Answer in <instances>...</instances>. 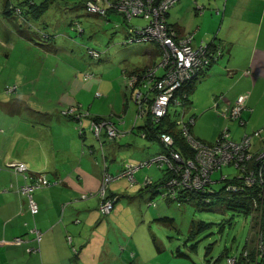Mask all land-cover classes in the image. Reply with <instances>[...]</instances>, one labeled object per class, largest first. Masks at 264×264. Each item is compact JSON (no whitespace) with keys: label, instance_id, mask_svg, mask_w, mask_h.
I'll return each instance as SVG.
<instances>
[{"label":"crops","instance_id":"crops-1","mask_svg":"<svg viewBox=\"0 0 264 264\" xmlns=\"http://www.w3.org/2000/svg\"><path fill=\"white\" fill-rule=\"evenodd\" d=\"M220 1L181 0L167 15V22L178 33L193 35L194 44L200 41L210 43L213 39L219 41L220 37L223 43H219L225 48L217 62L195 81L188 96L190 111H187V115L200 116L193 125L194 136L208 144L214 143L220 133L222 117L218 111L231 106L241 93L249 94L248 110L242 113V118L248 123L246 127H241L237 121L230 122L238 131L236 141L240 140L242 134H252L259 129H262L264 137V0H241L242 7H239V2H232L231 8L228 0L227 4L223 3L219 8ZM227 7L229 11L233 8L234 15L238 9L240 17L238 20L228 18L223 25ZM51 12L47 8L36 21H31L30 30L24 31L20 26L11 25L0 27L1 41L13 43L10 51L0 52V165L15 159L25 163L30 172L46 173L49 177L62 180L58 186L34 192L38 213L33 220L26 205L21 207L17 192L9 189V183L15 181L13 173L2 171L0 264H108L119 258L122 263L124 257L118 255L120 249L116 244L108 251H96L101 244L93 240L95 236L101 239L108 237V233H115L118 225L122 224L120 208L125 203L117 207L114 205L111 212L104 216L99 210L100 201L97 197L80 200V196L95 194L99 190L103 172L102 152L109 163L110 174H116L122 167L123 164L115 165L114 154L120 147L134 146L137 141L133 133L135 129L132 130L128 124L113 121L110 117L113 114H107L110 96L93 97L96 91L108 92L104 91L105 82L99 81L100 77L93 76L91 79L95 80L94 89L83 87L76 70L77 67L80 69L79 61L82 59L71 49L74 41L66 26L49 23L43 18L44 15H51ZM108 16L105 21H109ZM219 19L223 27H217ZM135 22L137 25L140 23ZM46 23L49 24L45 30ZM233 23L236 28H233ZM118 26L126 38V29L122 25ZM213 32L212 40H205V34ZM49 33L55 34V39L50 40ZM152 50V45L145 49L146 63L143 67L156 60L153 57L157 49L155 47V51ZM30 51L36 52L32 53L33 58L30 57ZM41 51L46 52L43 60L39 56ZM12 55L15 58L14 66L5 73L7 65L2 64L1 59L3 56L10 59ZM23 60H27V63L22 64ZM143 67L129 68L126 64L122 67V83L126 90L123 76ZM245 70L250 75H242ZM9 84L17 85L14 92H6ZM221 94L218 109L212 111V98ZM75 105H81L83 110L89 109L90 119L109 118L126 135L118 144L105 141L102 148L92 136L86 135L85 129L84 135L80 136L73 120L60 114L65 107ZM209 111L214 115L205 114ZM82 126H87L86 120ZM139 127L136 126L137 132ZM144 142L145 148L154 146L152 142ZM262 144L264 140L253 136L250 151H258ZM98 151L101 153L100 158L96 157ZM145 176L154 181L160 178L145 173L138 175L137 180L141 181ZM122 186L126 187L123 180L116 185L111 183L108 194L120 198L122 192L119 193L118 188ZM123 192L126 193V190ZM20 208L23 209L22 213H19ZM32 227L42 232L43 238L39 244L34 233L30 232ZM69 235L78 249L76 255L66 240ZM16 237L22 240L15 242L13 239ZM36 248L39 251L33 252ZM134 260L144 264L139 253L134 255Z\"/></svg>","mask_w":264,"mask_h":264},{"label":"built area","instance_id":"built-area-1","mask_svg":"<svg viewBox=\"0 0 264 264\" xmlns=\"http://www.w3.org/2000/svg\"><path fill=\"white\" fill-rule=\"evenodd\" d=\"M180 0H86L82 7L85 12L91 15L104 17L108 11H114L123 16L126 25V42L153 43L160 52L159 60L144 68L139 73L125 76V84L131 91V98L136 106L135 120L149 117L152 124H159L167 116L170 108L179 109L176 111L174 125L179 130L180 136L193 152L190 158H183L176 151L175 141L171 134L166 132L158 134L162 151L152 156L151 159L124 163L122 168L114 175L107 171L106 163H103V172L100 180L99 190L93 194H82L80 200L96 196L99 199V210L101 214H108L117 196L108 197L107 187L110 183L126 178L130 186H135L139 181L135 174L145 168L157 167L166 168L170 174L169 179L164 183H155L151 177L145 176L141 186L153 188L161 195L162 199H170L178 205L185 197V192L190 191L195 195H204L211 192L210 185L216 182H225L223 187L224 199L230 201L235 199L246 203V211L250 215V233L254 238H247V246L240 254V262L243 264H264V144L256 152H251V138L261 137L262 129L255 130L252 134H243L239 141H234L225 128L220 133L214 144H205L193 137L191 127L195 118L190 116L185 120L187 110L186 87L195 79L199 78L209 67H211L223 54L220 43L213 39L207 43L200 41L194 44L193 35L189 33H178L177 29L167 22L168 11ZM132 19L142 21V25L130 24ZM73 29H78V24L73 23ZM90 58L96 60L99 53L93 49H87ZM244 71L243 75H248ZM92 74L83 73V80H89ZM16 87H6L7 92L15 91ZM248 94L243 93L237 96L231 106L223 111H218L225 121H237L238 125L245 127L247 121L241 116L247 110ZM222 95L212 98V109H218V102ZM79 107H66L62 110L64 116H71L81 125V118L87 116V112H78ZM89 129L93 136L102 145L104 139L114 141L120 139L124 133L109 120L91 121ZM81 128H79L80 133ZM145 134H141L144 138ZM232 167L235 173L232 178L223 175L219 180L212 181L211 176L225 167ZM3 170L10 171L15 181L9 184L14 187L20 197L26 200L31 214L38 211L37 204L32 194L35 190L57 184L61 181L49 179L45 173L28 172L25 163L18 160L6 161L0 165V174ZM213 191V190H212ZM239 199V201H238ZM187 199L185 198V201ZM208 202V201H206ZM152 208L156 207L153 202L149 203ZM77 223V221H76ZM35 239L39 242L42 233L32 228ZM20 242L21 239H14ZM72 245V238H67ZM248 244L250 246H248ZM72 252L77 254L75 246L71 247ZM39 249H33L37 252ZM133 254H131L132 256ZM228 264H238L237 257H228Z\"/></svg>","mask_w":264,"mask_h":264},{"label":"rangeland","instance_id":"rangeland-1","mask_svg":"<svg viewBox=\"0 0 264 264\" xmlns=\"http://www.w3.org/2000/svg\"><path fill=\"white\" fill-rule=\"evenodd\" d=\"M8 1L11 8L22 9L23 14H25L24 7H27V11L29 10L28 5L19 3L21 0ZM30 1L36 4L35 7L42 8V12L43 9L45 10L46 8L53 11L51 12V15H44L43 18L47 19V22L63 24L66 26L71 35V39L74 41V43L72 42L71 44V49L82 59V61H79L80 69L78 67L76 68L78 71L77 75L81 79L79 81L83 83V87H91L94 89L95 80L89 81V79L86 80L88 82L83 81V73L88 72L93 76L100 77L99 81L105 82L103 86L104 91H108L110 95H108V92L99 91V93L96 91L93 97L100 98L101 96H110L108 100L109 113L107 114H113L110 116L113 121L123 122L128 124L131 128L136 115V106L130 98V91L126 90L122 83V67H124L125 64L129 68L143 67L146 63L145 49L152 44L141 42H135L133 44L127 43L124 34L117 28L119 27L117 25L118 23L122 24V18L120 15L110 14L108 16L110 17L108 18L109 21H105V18L101 16L88 15L82 7L81 2L83 0ZM5 2L6 0H0V27L11 25L17 27L20 26L24 31L30 30L27 23H24L18 17L19 15L13 10L11 11V15L5 13ZM232 2H239V7H242L243 5L241 0H228V6H230V8ZM223 3L227 4V0H221L219 8L222 7ZM28 15V21H36L35 19L31 20L33 17L32 15H34L33 13H28ZM231 17L234 20H238L240 17V11L237 9L234 15L233 8L229 11V8L227 7L223 25L227 19ZM135 21L140 20L133 19L132 23H136ZM218 21L219 23L217 27H223V25L220 24V19ZM71 22L78 23L83 30L82 34L72 31L74 29L69 27ZM2 23H5V25H2ZM49 23L44 25L45 30L47 28L45 26H48ZM142 24L143 23L140 21L139 25ZM233 28H236L234 23ZM236 30L238 31V28ZM200 35H202V33H200ZM213 35L214 32L205 34L204 38L205 40L210 41L212 40L211 38L214 37ZM49 36H51L50 40L55 39L53 38L55 34L49 33ZM198 38H200V36H198ZM218 39L223 43L220 37ZM8 43L10 42H5V46L0 44V52H2V50H11L13 43ZM152 47L154 49L152 51L154 52L155 46L152 45ZM222 48L224 52V46H222ZM87 49L97 51L99 53V58L96 60L90 58L86 54ZM158 52L159 50H156V56L153 57L156 58L157 61L160 57ZM29 53H31L30 57L33 58L32 53L36 52L30 51ZM45 55V51L39 53L42 60L46 57ZM14 59L13 55L10 59H6L4 56L3 59H1V63L7 65V68L4 71L5 73L8 72L9 68L14 66ZM23 63H27V60H23L22 64ZM10 85L17 87L15 84H9V86ZM113 106L114 109H112ZM87 107L88 105H86V108ZM81 108V113H90L87 111L89 109L83 110ZM171 111H174L172 107ZM187 111H190V107L186 110V116H188ZM205 114L214 115L211 111ZM89 115L90 114H87L88 117L83 116L80 120L81 124L86 120V127L82 125L79 126V122L73 121L75 124V130L78 133L79 128H84L86 135L92 136L97 144H99L98 140L89 132V123L91 121ZM195 117L197 122L200 116L196 115ZM222 119V123L220 122V131L227 125L229 132L234 135V139H238V131L235 130L236 126L230 123L231 121L227 122ZM145 120L146 117L139 119L137 125L143 127V125H145ZM209 123L213 124L212 121ZM194 131L195 126L191 127V133L193 135H195ZM133 133L136 135V143L132 148L120 147L116 150L114 154L115 165L127 162L136 164L140 161L151 159L152 156L162 151V146L159 142L154 143V146L152 147L145 148V142L143 143V139L137 134V128H135ZM122 138L123 137L111 142L118 144L117 142ZM100 156L101 153L98 151L96 157L100 158ZM145 173H149L151 176H154V178L162 176V173L153 166L151 168L140 170L135 174V178L137 179L138 175ZM234 173L235 169L230 166L221 168L211 176V180H219L223 175L232 178ZM121 180H123L126 187L122 186L118 188L119 193H122L115 205L117 207L125 203V206L120 208L122 224L118 225V228L114 231L115 233H108V237L99 239L95 236L93 240L94 243L101 244V246L97 247L96 251L101 249L108 251L110 247L114 248L115 244L116 247L120 249L118 255L124 257L123 262L121 263L119 258L118 261L113 259L108 264H138L137 260L135 261L134 258L130 257V254L132 253L134 255L139 253L144 264H228L227 257L239 258L241 252L246 247L247 238L249 236H251V239L254 238V233H249L251 218L246 211L228 209L213 197H210V204H204V200H206L205 198H196L192 202H183L178 205L176 202L162 199L159 194L147 193L144 190L142 191L140 189V183L142 180L139 181V185H135L134 187L130 186V182L126 178L117 180L114 184L121 183ZM224 185L225 182H216L210 185V190L220 192ZM125 190L126 193L123 192ZM151 201L156 204L155 208L148 206V203ZM158 217H168L173 219V226L157 223L155 219ZM200 222L210 224L211 226L200 233H191L192 224L196 225ZM100 235L103 236V233H100ZM74 245L75 242L70 245V248ZM248 246L250 245L248 244ZM209 247H211V250L206 254Z\"/></svg>","mask_w":264,"mask_h":264},{"label":"trees","instance_id":"trees-1","mask_svg":"<svg viewBox=\"0 0 264 264\" xmlns=\"http://www.w3.org/2000/svg\"><path fill=\"white\" fill-rule=\"evenodd\" d=\"M86 0H83L82 2H81V4L83 5L84 4V2H85ZM111 1H115V0H111ZM117 1V0H116ZM6 4H5V13L7 14V15H11V11L13 10L16 14H18L19 16V18L24 22V23H27V25H28V27H31V25H30V21H28V19H27V17H29V15H28V13H33L34 15H32L33 17L31 18V19H35V20H37V18H39V16L47 9H43V12H42V8H39V7H35L36 6V4H34L32 1H30V0H21V2H20V4H24V5H28L29 6V10L27 11V10H25L24 9V13L26 14H23V12H22V9H19V8H11V6H10V4H9V1L8 0H6V2H5ZM46 3V2H45ZM42 4H44V3H42ZM176 5V4H175ZM174 5V6H175ZM173 6V7H174ZM172 7V8H173ZM202 8V7H201ZM169 12V11H168ZM110 13H114V14H116V15H120V14H118V13H116V12H114V11H108L107 12V14L104 16V18L105 17H107ZM88 14V13H87ZM23 15H24V17H23ZM88 15H91V14H88ZM168 15V14H167ZM121 16V15H120ZM121 18H122V24H118V25H122L125 29H126V23H125V20H124V18H123V16H121ZM138 20V19H137ZM132 21H133V19L130 21V24L132 25H134L135 23H132ZM141 21V20H140ZM139 21V22H140ZM142 22V21H141ZM78 24V23H77ZM138 25H139V23H138ZM173 26V25H172ZM69 27H71L72 29H73V23L71 22V24H69ZM78 27H79V30L78 29H74V30H72V31H75V32H77L78 34H82V32H83V30L80 28V26L78 25ZM174 27V26H173ZM190 34V33H189ZM0 44H3L4 46H5V43L3 42V41H1V39H0ZM125 73V72H124ZM135 73V72H134ZM128 74V73H127ZM129 74H131V73H129ZM198 79V78H197ZM197 79H195L191 84H189V86H187L185 89H186V91H185V93L187 94V98H186V102H187V104L189 103V98H188V96H189V94H190V91H191V88H192V86H193V84L195 83V81L197 80ZM241 94H243V93H241ZM248 100V99H247ZM246 105H247V103H246ZM75 106H77V107H79V108H81V105H75ZM174 109V108H173ZM211 109H212V107H211ZM247 109H248V106H247ZM178 110L179 109H174V111H171V108H170V110H169V112H168V114H167V116L166 117H164L162 120H161V122L159 123V124H152L151 122H150V120H149V117H147V119L145 120V125H143V127H139V129H138V133L137 134H139V136H140V138H141V134L142 133H144L145 134V137L144 138H141V139H143V140H145V141H148V142H152V143H157V142H159V138H158V134H160V133H163V132H166V133H168V134H171L172 136H173V138H174V141H175V147H176V151L178 152V153H180L181 154V156L183 157V158H190V157H192L193 156V152L190 150V148L187 146V144L184 142V140H183V138L180 136V133H179V130L175 127V125H174V123H173V121H174V118L176 117V111L178 112ZM213 110V109H212ZM90 114V113H89ZM190 116H194V118H195V115H188V116H186L185 117V120L188 118V117H190ZM72 120H73V118L72 117H70ZM101 120H109V121H111L109 118H107V117H92V121H101ZM195 120H196V118H195ZM112 122V121H111ZM228 122H230V121H228ZM122 123V122H121ZM194 124H195V122H194ZM82 125V124H81ZM226 127H227V129H228V133H229V135H230V137L232 138V140H234V138H233V136H232V134L229 132V128H228V126L226 125ZM225 128V127H224ZM223 128V129H224ZM135 129V128H134ZM223 129H221V131H220V133L222 132V130ZM84 128H82L81 130H80V133H79V135L80 136H82V135H84ZM79 132V131H78ZM89 132L91 133L92 131L91 130H89ZM132 132V131H131ZM254 132V131H253ZM252 132V133H253ZM220 133H219V135H220ZM192 134V133H191ZM193 135V134H192ZM219 135L217 136V138L219 137ZM243 135V134H242ZM193 137L195 138V139H197V140H199V141H201V142H204V141H202V140H200V139H198L197 137H195L194 135H193ZM242 137V136H241ZM261 137H262V133H261ZM217 138H216V140H217ZM241 139V138H240ZM216 140H215V142H216ZM234 141H236V140H234ZM239 141V140H238ZM214 142V143H215ZM205 144H208V143H206V142H204ZM214 143H212V144H214ZM159 144H160V142H159ZM161 145V144H160ZM211 145V144H210ZM102 158H103V161L106 163V167H107V171H108V168H109V163L107 162V160L105 159V156H104V154H103V152H102ZM27 167V166H26ZM154 168H156L157 170H159L161 173H162V176H160V178L156 181H154L153 179V181L155 182V183H164L165 181H167V179H169V176H170V174L166 171V168L164 167V168H157V167H154ZM27 170H28V168H27ZM3 171H7V170H3ZM28 172H30L29 170H28ZM109 172V171H108ZM2 173V172H1ZM31 173H35V172H31ZM46 174V173H45ZM47 175V174H46ZM112 175H114V174H112ZM48 176V175H47ZM48 178L49 179H51V180H53V179H56V180H59V178L58 177H49L48 176ZM143 179V178H142ZM59 181H61L62 182V180H59ZM61 182H59V183H57V184H51V185H49V186H46V187H42V188H39V189H37V190H42V189H45V188H49V187H53V186H58V185H60L61 184ZM10 184V183H9ZM111 184V183H110ZM109 184V185H110ZM109 185H108V187H109ZM107 187V190L109 189ZM9 189H12L13 191H16V189L14 188V187H10L9 186ZM149 189V190H148ZM37 190H35V191H37ZM142 190H144V191H146V190H148V192L149 193H152V194H155L156 192L154 191V189L153 188H148V187H146V188H142ZM34 191V192H35ZM17 192V191H16ZM34 192H33V194H34ZM17 194H18V192H17ZM33 194H32V197H33ZM18 196L20 197V195L18 194ZM112 196H114V195H109V197H112ZM185 197H183L182 199H181V202H192L194 199H196V198H205L206 200H204V204H210L211 202V200H210V197H213L214 199H216L220 204H222V205H224L226 208H228V209H232V210H243V211H246V203L244 202V200L242 201V202H240L239 201V199H238V203H235L234 201H235V199L234 200H232V201H230L229 202V200H227V199H224L225 198V196L223 195V189L220 191V192H215V191H212L211 190V192H206L204 195H200V196H198V195H195L194 193H191L190 191H186L185 192V195H184ZM185 198L187 199L186 201H185ZM20 199H21V207H23V205L25 204L26 205V208H27V210H28V212H29V214H30V217H31V219H33L34 220V217H35V215L38 213V211L35 213V214H31V212H30V210L28 209V206H27V203H26V200H24V199H22L21 197H20ZM33 200H34V197H33ZM85 200H87V199H85ZM117 200H118V197H117ZM168 201H170V199H167ZM35 201V200H34ZM206 201H208V202H206ZM172 202V201H171ZM36 203V202H35ZM37 204V203H36ZM37 207H38V205H37ZM207 210H209V209H207ZM22 211H23V209L22 208H20V210H19V213H22ZM247 212V211H246ZM155 221L157 222V223H161V224H163V225H168V226H173V223H174V220L173 219H171V218H168V217H158L157 219H155ZM78 223V222H77ZM27 223H24L23 225H26ZM210 224H204V223H198V224H196V225H194V224H192V231H191V233H200V232H202V231H204L205 229H208V228H210ZM32 228H35V227H32ZM32 228H30V230L32 229ZM36 230H38L37 228H35ZM39 231V230H38ZM31 232V231H30ZM42 233V232H41ZM70 236V235H69ZM69 236H67L66 237V240H67V238L69 237ZM71 237V236H70ZM16 238H19V239H21L20 237H16ZM16 238H14V239H16ZM42 238H43V236H42ZM42 238H41V240H42ZM13 239V240H14ZM22 240V239H21ZM36 240V239H35ZM41 240L39 241V242H37L38 244L41 242ZM68 242V241H67ZM69 244V243H68ZM73 244V243H72ZM71 244H69V246H70ZM36 249H39V248H36ZM209 250H211V247H209L208 248V250H207V252H206V254H208L209 253ZM240 263H242V262H240L239 261V264Z\"/></svg>","mask_w":264,"mask_h":264},{"label":"clouds","instance_id":"clouds-1","mask_svg":"<svg viewBox=\"0 0 264 264\" xmlns=\"http://www.w3.org/2000/svg\"><path fill=\"white\" fill-rule=\"evenodd\" d=\"M96 16H97V15H96ZM101 17H102V16H101ZM126 33H127V31H126ZM218 42H219V41H218ZM141 43H143V42H141ZM132 44H133V43H132ZM148 44H152V45H154V46L156 47V49L159 50L158 47H157L155 44H153V43H148ZM220 45H221V44H220ZM158 53H159V55H160V52H158ZM86 54H87V52H86ZM87 55H88V54H87ZM221 56H222V55H221ZM218 59H219V58H218ZM156 61H157V60H155L154 62H156ZM154 62H152L151 64H153ZM216 62H217V61H216ZM216 62H215V63H216ZM215 63H214V64H215ZM151 64H150V65H151ZM150 65H147L146 67H148V66H150ZM146 67H143V68L140 69L139 71H134V72H135V73H139V72H141V71H142L144 68H146ZM209 68H210V67H209ZM209 68H208V69H209ZM245 71H248V70H245ZM134 72H131V74H133ZM243 72H244V71H243ZM243 72H242V75H243ZM204 73H205V72H204ZM249 73H250V72H249ZM128 75H130V74L124 75L123 78H124L125 76H128ZM248 75H250V74H248ZM92 78H93V75H92ZM92 78H91V79H92ZM91 79H90V80H91ZM83 81H84V80H83ZM124 82H125V79H124ZM8 86H9V85H8ZM6 87H7V86H6ZM126 87H127V86H126ZM127 89L130 91V89H129L128 87H127ZM15 90H16V89H15ZM6 92H7V91H6ZM13 92H14V91H13ZM8 93H11V92H8ZM247 94H248V93H247ZM221 95H222V94H221ZM239 95H240V94H239ZM248 95H249V94H248ZM248 97H249V96H248ZM130 98H131V91H130ZM236 98H237V97H236ZM236 98H235V99H236ZM131 99H132V98H131ZM234 101H235V100H234ZM231 105H232V104H231ZM70 107H77V106H70ZM65 108H66V107H65ZM187 108H189V107H188V104H187ZM62 110H63V109H62ZM62 110L60 111V114H61V115H63V114L61 113ZM247 110H248V109H247ZM80 111H81V110H80V108H79V109H78V112H80ZM80 113H81V112H80ZM82 113H83V112H82ZM87 113H88V112H87ZM242 113H243V112H242ZM88 114H89V113H88ZM63 116H64V115H63ZM241 116H242V114H241ZM66 117H69V118H70L71 116H66ZM85 117H88V116H85ZM146 119H147V117H146ZM138 120H139V119H138ZM138 120H135V119H134L133 126H132V128H131L132 130H133L134 128H136V123H137ZM73 121H75V120L73 119ZM91 121H92V118H91ZM91 121H90V122H91ZM122 123H123V122H122ZM113 124H114V123H113ZM114 125H115V124H114ZM192 127H193V126H192ZM81 129H82V128H81ZM117 129H118V128H117ZM89 130H90V129H89ZM118 130H119V129H118ZM119 131H121V130H119ZM121 132H123V131H121ZM123 133H124V132H123ZM78 134H79V132H78ZM91 134H92V132H91ZM125 135H126V133H124V135H123L122 137H124ZM102 138L104 139V141H103L102 145L99 144L101 148H102L104 142H105V141H108V140L105 139L104 135L102 136ZM159 142H160V141H159ZM160 144H161V143H160ZM161 146H162V144H161ZM158 153H159V152H158ZM13 160H15V159H13ZM18 161H19V160H18ZM4 163H5V162H4ZM103 163H104V161H103ZM122 166H123V165H122ZM121 168H122V167H121ZM121 168H120V169H121ZM120 169H119V170H120ZM119 170H118V171H119ZM118 171H117V172H118ZM117 172H116V173H117ZM12 182H13V181H12ZM114 182H115V181H114ZM10 183H11V182H10ZM112 183H113V182H112ZM137 185H139V183H138ZM140 186H141V183H140ZM132 187H134V186H132ZM141 187H142V186H141ZM142 188H144V187H142ZM148 190H149V189H148ZM148 190H146V191H148ZM88 194H89V193H88ZM155 194H157V193H155ZM107 196L109 197L108 190H107ZM114 196H117V197H118V200H119V196H118V195H114ZM114 196H112V197H114ZM94 197H96V196H94ZM118 200H116V201L114 202L113 206L115 205V203H116ZM165 200H167V199H165ZM151 202H152V201H151ZM170 202H171V201H170ZM149 203H150V202H149ZM149 203H148V206H149ZM153 203H154V202H153ZM181 203H183V202H180V204H181ZM180 204H179V205H180ZM149 207H151V206H149ZM151 208H152V207H151ZM112 209H113V207H112ZM112 209H111V210H112ZM110 212H111V211H110ZM110 212H109V213H110ZM109 213H108V214H109ZM108 214H106V215H108ZM102 215H103V214H102ZM106 215H104V216H106ZM249 233H250V232H249ZM246 246H247V243H246ZM77 250H78V249H77ZM77 253H78V252H77ZM132 254H133V253H132ZM75 255H76V254H75ZM130 257H131V258H134V254H133L132 256H131V254H130ZM227 258H228V257H227ZM239 258H240V257H239ZM239 258H237V259H238V264H239V261H240Z\"/></svg>","mask_w":264,"mask_h":264}]
</instances>
